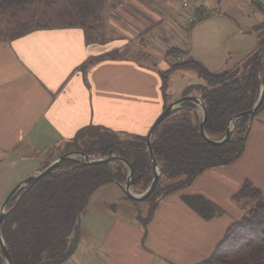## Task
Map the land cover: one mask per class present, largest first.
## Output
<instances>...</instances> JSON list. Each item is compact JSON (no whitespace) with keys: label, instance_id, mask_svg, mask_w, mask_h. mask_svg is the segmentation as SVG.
<instances>
[{"label":"crops","instance_id":"crops-1","mask_svg":"<svg viewBox=\"0 0 264 264\" xmlns=\"http://www.w3.org/2000/svg\"><path fill=\"white\" fill-rule=\"evenodd\" d=\"M185 1L104 0L95 26L103 33L99 41L88 42L80 27L43 28L13 40L0 39V213L14 186L46 167L85 125L146 134L165 105L184 95L189 84L176 98L168 88L164 93L162 72L176 63V53L192 56L181 29L194 30L199 20L215 13L201 15L185 28ZM202 1L225 12L240 10L229 0ZM177 48L187 53L173 51ZM197 59L213 71L245 61L212 69L207 59ZM195 110L201 114L198 105ZM250 129L239 159L203 171L190 186L163 198L150 219L138 213L129 217L134 199L114 182L121 192L106 191L113 203L102 200L95 222L83 223L82 218L78 248L62 264H196L207 259L250 206L245 184L264 190V109ZM186 194L210 199L221 212L202 216Z\"/></svg>","mask_w":264,"mask_h":264},{"label":"trees","instance_id":"trees-1","mask_svg":"<svg viewBox=\"0 0 264 264\" xmlns=\"http://www.w3.org/2000/svg\"><path fill=\"white\" fill-rule=\"evenodd\" d=\"M103 1L0 0V39L13 40L43 28L80 27L88 42L103 40L95 27L101 18L97 13L104 7ZM173 51L187 53L179 48ZM176 68L194 69L204 79L203 83L189 84L183 94L195 92L203 98L207 107L206 131L210 135L221 134V138L229 118L252 108L258 100L264 72V35L243 64L230 69L213 71L194 56H183L164 71V93H168V72ZM196 106L194 102H183L163 119L153 134L152 146L162 171L158 185L146 198L151 209L144 220L151 218L163 198L190 186L203 171L239 159L247 149L252 122L264 109V101L252 119L245 115L234 121L233 137L223 144H213L201 135ZM147 134H121L100 125H85L65 143L60 153L82 149L89 154L125 157L135 169L133 185L143 192L154 176ZM128 171L121 160L83 163L77 157H67L26 192H18L10 201L9 213L1 226L14 264L66 262L78 248L81 216L92 194L105 183L125 182ZM246 187L252 198L250 206L227 228L212 254L196 264H264V190L250 183ZM185 198L206 218L221 212L217 204L202 195L186 194ZM0 264H7L1 246Z\"/></svg>","mask_w":264,"mask_h":264},{"label":"rangeland","instance_id":"rangeland-1","mask_svg":"<svg viewBox=\"0 0 264 264\" xmlns=\"http://www.w3.org/2000/svg\"><path fill=\"white\" fill-rule=\"evenodd\" d=\"M229 2L238 4L240 10L231 13L225 12V9L221 7V12L212 13L206 19L199 20L194 30L181 29L183 31L182 37L186 41L185 46L190 49L192 56L207 59V63L212 69H219L226 63L227 65L235 64L240 59L243 61L246 59V55L253 52L259 39L264 35V26H258L264 23V9L259 6L264 0H229ZM200 22H204V25H201L203 23L199 24ZM99 33L103 35V33ZM168 74V90L172 98L178 97L185 85L204 80L196 70L191 68L171 69ZM212 136L220 138L221 134ZM64 147L65 144L59 148V151H62ZM115 184L110 182L109 185L100 187L96 191L95 203L89 210L86 209L88 212L86 210L83 212L81 217L83 223L95 222L101 216L102 200L108 199V202L113 203V198H106L105 196L108 194L106 191L112 190L113 194L116 195L121 192L119 185ZM136 188L139 189L138 191H142L139 186H133L135 192H138ZM131 204L133 207L128 211L129 217L138 213L144 219L150 213L151 202L146 198L134 199Z\"/></svg>","mask_w":264,"mask_h":264},{"label":"water","instance_id":"water-1","mask_svg":"<svg viewBox=\"0 0 264 264\" xmlns=\"http://www.w3.org/2000/svg\"><path fill=\"white\" fill-rule=\"evenodd\" d=\"M261 78H262L261 91H260L258 100L256 101V103H254L255 105L250 109L244 110V111L230 117L228 120L227 128L225 129L226 131L224 133V136L221 138H216V137L210 135L206 131L207 129L205 126V121H206V117H207V107L205 106L206 105L205 101L203 100V98L200 95L186 94V95H183V96L177 98L176 100L172 101L171 103H169L161 111V113L157 116V118L155 119V121L151 125V127L149 129V133L147 134V137H146V143L148 145L149 154L151 156L152 163H153L154 176H153L152 182L149 185V187L146 188V190H144L143 192H141L139 194L137 192H134L133 188H132L133 187V178L135 176V169H134V166L131 163V161H129L127 158L122 157V156L117 155V154L102 156L99 159H92V158H90L89 153H87V151H84L82 149H72V150H68L66 152L60 153L51 161L50 164H48L46 167H44L37 174H32V175L28 176L27 178H24V180H22L21 182L16 184V186H14V188L9 192V194L7 195V197L5 198V200L3 202L2 210L0 213V246H1L2 253H3L4 257L6 258L7 264H14V262L12 260L8 245L5 241L1 226H2L4 219L6 218L7 214L9 213L10 209L8 208V205H9L10 201L13 200V198L18 194V192H20L21 190H23V193L26 192L32 186V184L35 181H37L39 178L43 177L44 175H46L49 172H51L52 170H54L60 164V162L63 159H65L67 157H77L83 163H98L99 161L100 162H113L116 160H121L128 166L129 171H128V176H127L126 181L125 182H118V184L121 186V188L125 192V194L128 195L130 198L135 199V200L145 199L148 196H150V194L154 191V189L158 185V182H159V179L161 176L162 170H160V166H159L158 160L156 158L154 146H152L153 145L152 139H153V134H154L156 128L163 121V119H165V117L168 114H170L174 109L177 108V106H180L183 102H186V101L194 102L196 105H198L202 109L201 114H200V130H199L201 135L204 136L208 141L212 142L213 144H223V143L231 140L233 137L234 121L237 118H239L240 116H245V115H249L252 119L254 117V115L256 114L259 106L264 101V72H263V76ZM74 155H77V156H74ZM23 193L18 197L17 201H15V205L20 201Z\"/></svg>","mask_w":264,"mask_h":264},{"label":"built area","instance_id":"built-area-1","mask_svg":"<svg viewBox=\"0 0 264 264\" xmlns=\"http://www.w3.org/2000/svg\"><path fill=\"white\" fill-rule=\"evenodd\" d=\"M261 6L264 8V2L261 3ZM194 7V8H193ZM190 8L189 10H186ZM185 10V16L181 18V23L185 28H190L199 18L201 15H204L206 13L210 12H220L221 7L220 5H208L203 3L202 0H186L183 3V9ZM183 55L182 54H176L175 60L176 62L179 60H182ZM90 158L92 159H99L101 158V154L99 153H92L89 154Z\"/></svg>","mask_w":264,"mask_h":264}]
</instances>
